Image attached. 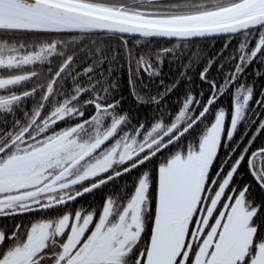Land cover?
<instances>
[{"label":"snow or ice","instance_id":"6c2138e0","mask_svg":"<svg viewBox=\"0 0 264 264\" xmlns=\"http://www.w3.org/2000/svg\"><path fill=\"white\" fill-rule=\"evenodd\" d=\"M97 33L118 46L80 47ZM218 36L225 51L242 39L220 83L208 76L213 59L200 72L206 101L189 90L167 122L121 109V69L138 104L159 106L179 86L160 81L151 93L165 59L187 55L191 83L200 56L185 48ZM152 38L175 43L157 49ZM256 62L264 78V0H0V218L40 214L0 226V264H264V145L254 149L264 89L246 76ZM230 90L227 109L219 101ZM242 169L252 183L237 184ZM133 171L130 191L73 207Z\"/></svg>","mask_w":264,"mask_h":264},{"label":"trees","instance_id":"16d2710c","mask_svg":"<svg viewBox=\"0 0 264 264\" xmlns=\"http://www.w3.org/2000/svg\"><path fill=\"white\" fill-rule=\"evenodd\" d=\"M62 35V34H61ZM75 36H80V34H71ZM20 39L26 44H37L39 41L37 37L33 36L31 39L27 37H20ZM129 42L132 43V37H128ZM228 38H218V39H207V40H196L189 44L185 48L186 53H190L195 51L199 54L200 59L197 63H194L190 70L187 71V75L191 77V83L188 82L187 79L181 77V73L185 71L184 65L189 63L188 56L185 55L183 59H178L176 57H168L165 59L162 66V74L156 78V80L151 84V93L155 94L156 92L163 91V88L160 87V81L164 82V85H171L174 82H178V87L174 89L170 94L166 95L163 101L159 106L152 103H144L138 104L133 95L128 90L127 84V72L124 69H121L118 76L116 77L119 80V90L116 92L117 98L121 95L123 96V100L121 103V109L124 112H129L135 118L136 121L150 123L154 120L155 117H158L163 113V117L165 121H170L177 113L179 108L181 107V102L185 98V93L191 90V92L195 95H198L201 91L204 93V100L206 101L209 94V86L203 83L200 80V72L203 67L207 64L209 58L213 59L215 63H213L208 76L209 79H215L217 83H220L224 78V71L219 70V66L221 64L224 65V69H230L232 64L225 62L223 57H227L229 55L234 54V50L237 48L238 43L242 39L240 36H235L231 38V43L229 48L225 51L224 44L226 43ZM175 41H166V40H152V44L154 48H162V47H170ZM119 44L118 37L113 35L106 34H88L83 37V43L80 44L82 49H87L88 47H100L102 49L115 48ZM147 47V42L144 45ZM76 47V45H73ZM220 54V55H218ZM172 61V62H169ZM60 62L58 57H54L52 60V66H55ZM77 63L82 68L84 66L83 57H81ZM258 66V62L254 63L247 69V81L249 84L255 86V92L258 95L262 89H264V78L256 77L252 73L254 69ZM47 65L39 66V70L46 71ZM42 82V81H40ZM239 83V81H238ZM69 82L65 86V91L69 90ZM31 86L30 84L28 85ZM255 99V98H254ZM28 106L31 107L32 101L29 100ZM219 103L225 106L227 109H231L232 107V95L231 90L228 94L222 97ZM254 105L253 102L250 103V107ZM88 112L93 111L91 107L87 109ZM256 111L262 114L261 118H264V108H256ZM207 123V122H205ZM203 128V125L200 126ZM245 128L240 126L238 129L237 139H239L240 134H243ZM255 132V127H251L248 136ZM247 141V137L245 138V142ZM264 145V134H262L255 142L254 149ZM223 154V153H222ZM154 165H148V168H153ZM138 173L133 171L129 175H125L119 180L108 184L107 186L96 190L94 193L86 194L84 197L80 198L73 207L80 208H97L101 206L106 194L112 192H120L122 186L127 185V190H131L132 182L137 178ZM237 184L240 183H252V178L247 174L245 170H241V176L236 178ZM253 194L259 199L260 192L259 189L253 187ZM40 214H29L24 216H16L14 218H0V226H8L11 227L15 223H23L28 224L30 221L39 218Z\"/></svg>","mask_w":264,"mask_h":264},{"label":"water","instance_id":"95a60500","mask_svg":"<svg viewBox=\"0 0 264 264\" xmlns=\"http://www.w3.org/2000/svg\"><path fill=\"white\" fill-rule=\"evenodd\" d=\"M74 34H79V33H74ZM97 34H105V33H97ZM108 35H112V34H108ZM218 38H227V37H225V36H218V37H215V38H206V39H201V40L218 39ZM152 40H166V41H169V40L163 39V38H152Z\"/></svg>","mask_w":264,"mask_h":264}]
</instances>
